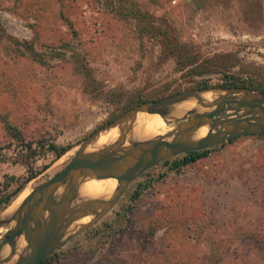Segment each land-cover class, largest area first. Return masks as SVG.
<instances>
[{"label":"rangeland","instance_id":"obj_1","mask_svg":"<svg viewBox=\"0 0 264 264\" xmlns=\"http://www.w3.org/2000/svg\"><path fill=\"white\" fill-rule=\"evenodd\" d=\"M234 76L264 84V0H0V218L145 94L232 88ZM180 122L136 117L123 146ZM109 129L99 134L108 147L123 127ZM50 141L70 149L56 158ZM211 149L180 169L164 161L143 172L43 264H264V136ZM28 167L38 173L26 181Z\"/></svg>","mask_w":264,"mask_h":264},{"label":"water","instance_id":"obj_2","mask_svg":"<svg viewBox=\"0 0 264 264\" xmlns=\"http://www.w3.org/2000/svg\"><path fill=\"white\" fill-rule=\"evenodd\" d=\"M210 90L224 91V94L205 101L200 93ZM189 97L196 99L199 107L207 110L189 109L181 117L166 118L168 107ZM140 112L159 114L166 118L168 125L175 120L182 122L167 134L140 142L132 140L129 146H123L128 129H131ZM205 125L208 131L203 137L190 139L196 130ZM115 126L123 127L115 142L104 149L83 153L101 132ZM245 135H264L262 91L247 87L187 89L134 105L87 136L61 171L33 187L13 214L0 218V226L14 221L0 240V264L13 258L16 239L20 236L26 242V252L11 264H39L64 242L93 225L116 204L130 182L149 168L178 155L220 146ZM169 136L172 138L167 140ZM81 170L92 172L96 179L115 178L117 187L114 193L109 198H94L72 205ZM88 215H91L90 220L79 224L66 236L72 222ZM5 247L9 251L2 256L1 251Z\"/></svg>","mask_w":264,"mask_h":264},{"label":"bare ground","instance_id":"obj_3","mask_svg":"<svg viewBox=\"0 0 264 264\" xmlns=\"http://www.w3.org/2000/svg\"><path fill=\"white\" fill-rule=\"evenodd\" d=\"M204 93H211L210 91H206V92H202L200 93V96L205 100V101H212L214 96H208L205 95ZM219 93H223L224 91H219ZM222 94V95H223ZM182 102L192 105V106H198L199 105L196 103V101L192 100V97L186 98L184 100H182ZM169 112L167 115V119H172L173 117H181L182 114L180 112H185L187 110H189V108L186 107H182L179 106L177 104H173L170 107H168ZM207 109H204L201 107V109L199 111H206ZM147 114H156V113H146V112H140L137 114L136 117H141ZM161 117L162 121L165 122V119ZM116 127V126H115ZM115 127H110L111 130H115ZM176 126L169 128V130H173ZM109 129V130H110ZM140 131V130H137ZM208 131V126H202L200 127L198 130H196L192 136L190 137V139H197V138H201L203 137ZM133 132V131H132ZM144 135L142 134L140 136L141 141L144 140ZM172 138V136L166 137L167 140H170ZM110 139L108 137H103V136H98L94 142H92L91 147H90V151H94L100 147H106L108 146ZM126 146V145H124ZM91 152H83V153H91ZM79 179L78 182L76 184V198L75 200L72 202L73 204H77L80 202H83L84 200H89V199H94V198H109L115 191L116 187H117V180L115 178H103V179H96L94 174L90 171L87 170H81L78 173ZM84 184H92V185H88L89 190L88 192L83 191L82 187L85 186ZM61 189H59L57 191L56 196L59 194ZM25 198V197H24ZM20 200H15L13 201L9 208H7V211L4 213V216H10L14 210L20 205L21 201ZM5 211V210H4ZM2 216V215H1ZM91 215L85 216L83 218H80L74 222H72L71 225H69V227L67 228V231H69L72 228H75L76 226H78L79 224L85 223L88 220H90ZM11 225V227L14 225V221H12L11 223L7 224L4 226V228L8 229L9 226ZM66 231V232H67ZM25 246H26V242L24 241L23 236H20L19 238L16 239V245H15V254L13 256V258L7 262L6 264H11L13 262V260H18V258H20L21 256H23L25 254ZM7 251V248H5L2 251V254H4Z\"/></svg>","mask_w":264,"mask_h":264},{"label":"trees","instance_id":"obj_4","mask_svg":"<svg viewBox=\"0 0 264 264\" xmlns=\"http://www.w3.org/2000/svg\"><path fill=\"white\" fill-rule=\"evenodd\" d=\"M227 86L228 87L229 86L248 87V88H252V89L264 92V84L263 83L257 82L256 80H246V81L237 82V77L236 76L232 77L231 81L228 80V85ZM153 96L154 95L150 94V93L149 94H145L143 100L139 101V103L143 102V101L150 100V99H152ZM6 128H7V131L13 135V137L14 136L20 137L21 134H20L19 130H17L15 128L14 125L6 124ZM253 136H260L261 137V136H264V135H253ZM234 139L229 140V142L233 141ZM20 141H21V143H23V141H24L22 139V136H21ZM23 145H25V144L23 143ZM44 145H46V144H42V147H45ZM46 149L51 151L52 153H54L56 158H59L66 151H68L70 149V147L68 145H66V146H57L54 142L50 141L49 143H47ZM213 149H214V147H213ZM211 150L212 149L209 148V149H205V150H201V151L187 152L185 154H181V156L178 155V156H176V157H174L172 159L166 160L164 163L165 164H169L170 165V169L177 170V169H180L181 167H184V166H186L188 164L196 162L198 159H200L203 156L207 155ZM0 160H3V159L0 158ZM28 169L30 171V174L28 175L26 181H29L30 179H32L38 173L36 171L34 172L31 167H28ZM21 189H22V185H19L18 188H16L11 194H8L7 202L11 198V196L19 194ZM46 259L47 258H45L42 261H40L39 264H43Z\"/></svg>","mask_w":264,"mask_h":264}]
</instances>
